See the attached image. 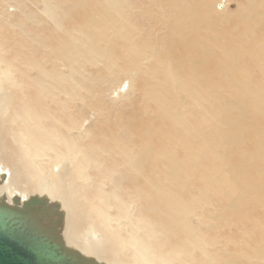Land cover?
I'll use <instances>...</instances> for the list:
<instances>
[{
  "label": "bare ground",
  "instance_id": "1",
  "mask_svg": "<svg viewBox=\"0 0 264 264\" xmlns=\"http://www.w3.org/2000/svg\"><path fill=\"white\" fill-rule=\"evenodd\" d=\"M37 2L6 23L20 38L0 21L6 222L76 264H259L247 256L264 257V0L223 15L213 0ZM122 72L112 117L70 113L87 80L110 88ZM197 194L250 252L210 249Z\"/></svg>",
  "mask_w": 264,
  "mask_h": 264
},
{
  "label": "rangeland",
  "instance_id": "2",
  "mask_svg": "<svg viewBox=\"0 0 264 264\" xmlns=\"http://www.w3.org/2000/svg\"><path fill=\"white\" fill-rule=\"evenodd\" d=\"M54 0H51V2H53ZM38 2H37V0H0V21H2V22H4L5 24V27H7L8 28V30H9V33L11 32V31H13L14 32V36L17 38V36L20 38V33L19 34H17V28L15 27V26H13V25H11V24H6V23H10V21H14L13 20V18L15 19V17H17V16H20L22 19H23V22L25 23V22H28V21H26L25 20V15H24V13L22 12V13H20V10L21 9H24L26 12H28V13H30V11H33V12H36V10H37V8H38ZM212 5H211V8H212V10H211V12H213L214 13V11L215 12H217L218 14H222L223 15V13H225V14H227V13H234V12H236V11H239V8L242 10V11H245V9H247V3H246V0H213V2L211 3ZM19 6H20V8L21 9H19ZM121 6L122 7H124L125 6V4L124 3H121ZM246 6V7H245ZM16 7H18V8H16ZM238 7V8H237ZM243 8V9H242ZM245 8V9H244ZM214 10V11H213ZM129 11H130V9H129ZM124 14H126V11H124ZM131 14H133V13H131ZM130 13H129V18H132V15H131ZM217 14V15H218ZM14 15H16L15 17H14ZM23 15H24V17H23ZM37 15V14H36ZM131 15V16H130ZM39 16V15H38ZM136 18V20H138V21H140V17L139 16H135ZM16 23V22H15ZM13 26V27H12ZM138 28L139 29H141V26L140 25H138ZM3 31V34H4V29L2 30ZM16 32V33H15ZM81 59H79V61H80ZM80 62H82V64L85 66V68H84V70H85V75H87V73H88V71H90V70H93V68L91 67V66H89L88 65V62H86L85 60H81ZM82 72H83V70H81ZM134 71H132L131 73H133ZM134 74V73H133ZM128 76V73H126L125 72V74L122 72L121 74H117V76L114 78H111V80H110V82H108V83H112L111 85H110V88L109 87H105L106 85H104L103 86V84H100V83H102L100 80H95V81H84L85 83H89L90 84V89L92 90V93H90V95H88V94H84V95H82V97L83 98H81V99H77V101H79V102H76V100H74L73 102H69V104L71 105V107H70V109H71V111H70V113L71 114H73V116L74 117H76V118H78L79 120H81V118H82V115H81V112L83 111V109H86V112L88 111V112H90V110L91 109H93L91 112H95L94 114L98 117V118H101V117H104L105 119H108V117L110 118V116L112 117L113 116V114L112 113H115L116 111H115V109L116 108H113V107H117L115 104L116 103H118V102H120L119 101V96L117 95V93L116 92H112V90H113V87H114V85L116 86V84H114V83H116V82H118V81H120L121 79H125V77H127ZM118 77V78H117ZM108 83H106V84H108ZM124 84H126L125 86H127V80L124 82ZM93 87V88H92ZM125 88H127V87H125ZM94 89V90H93ZM79 91V90H78ZM94 91V92H93ZM112 92V93H111ZM110 94V95H109ZM91 97V98H90ZM94 97V98H93ZM100 99H102V100H100ZM85 100V101H84ZM100 100V101H99ZM99 101V102H98ZM74 102H75V104H74ZM81 102V103H80ZM97 104V105H96ZM106 104V105H105ZM82 105V106H81ZM98 105H99V107H98ZM101 105V106H100ZM103 105V106H102ZM109 105V106H108ZM118 105V104H117ZM76 106V107H75ZM89 106V107H88ZM86 107V108H85ZM106 107H108V108H106ZM81 108H83V109H81ZM87 108H88V110H87ZM103 108V109H102ZM106 108V109H105ZM75 109V110H74ZM112 109H114V110H112ZM77 110H79V111H77ZM105 110H110L111 111V114H109V115H107L106 114V112L104 113V111ZM75 111V112H74ZM80 112V113H79ZM103 112V113H102ZM100 114H103L101 117L99 116ZM78 115V116H77ZM96 117V118H97ZM83 126H85L84 124H83ZM209 194V193H208ZM197 195H199L200 196V198H198V196L197 197H195V195L193 196L194 198H192V200H194L195 201V203H198L199 201H200V203H198L199 205H197V208H195V211H196V213L198 214V216L194 213V215H193V219H194V221L196 222V223H194L195 225L194 226H197V227H199V226H202V227H204V225H206V227L207 226H211V224H212V226L210 227V237L211 236H213V238H214V242L212 241V244L209 246V247H211L212 246V248H210V249H212L214 252H216V254L220 257V255L222 254V256L225 258L226 257V255L227 256H231L232 255V252L231 251H235L236 249V247L238 246L239 247V245H240V247H247V246H249V245H247V246H245V243H244V240H242V238H245L243 235H242V231L241 230H238L237 228H231V229H226L227 227L224 225V226H215L214 225V223L215 224H218L216 221H217V214H218V210L216 209V207L218 208V209H220V211H221V207H220V204H219V202L217 203L216 202V198H215V196L213 197L212 195H210V197L208 198V196L209 195H207V198L205 197V196H201L200 194H197ZM204 197H205V199H204ZM196 198H197V200H196ZM204 199V200H203ZM213 201H215V203H213ZM209 205H208V204ZM203 204V205H202ZM207 204V205H206ZM217 204H219V207H218V205ZM207 206V207H205V209H208L207 210V213H206V210H203L204 208H203V206ZM211 205V207H208V206H210ZM199 206V207H198ZM215 207V209H216V211L213 209ZM211 208V209H210ZM204 211H205V213H204ZM211 211V212H210ZM215 211V212H214ZM219 211V212H220ZM210 213H212V214H210ZM192 213L190 212L189 214H187V216H190ZM208 214H209V216H208ZM214 214H216V215H214ZM202 215V216H201ZM211 215L212 216H215L214 218H212L211 217ZM203 216H205V217H203ZM200 217H202V219H203V221H204V223L202 222V221H200ZM201 219V220H202ZM216 219V220H215ZM214 222V223H213ZM208 224V225H207ZM222 227V228H221ZM223 227H224V230H232V232L235 230L236 231V233L238 234H236L237 235V237L236 238H234V239H232V238H222L221 239V237H224L223 236V232H221V230L223 229ZM229 227H231V226H229ZM228 227V228H229ZM233 227V226H232ZM221 228V229H220ZM217 229H219V230H217ZM220 231V232H219ZM220 234H219V233ZM221 235V237L219 236V235ZM227 234H229L228 232H227ZM239 234H240V236H239ZM252 234V232H249L247 235H251ZM224 235H226V232L224 231ZM217 236V237H216ZM238 237H239V239H238ZM226 241H225V240ZM230 240H232V242L230 241ZM237 241V244H236V241ZM227 241L230 243H227ZM235 241V242H234ZM230 245V246H229ZM236 245V246H235ZM243 245V246H242ZM235 247L234 249H232V247ZM228 248V250L229 249H231V250H227V248ZM237 247V248H238ZM222 249V250H221ZM224 249V250H223ZM249 249V250H248ZM211 250V251H212ZM217 250V251H216ZM247 250L250 252V248H248L247 247ZM212 251V252H213ZM219 251H222V252H219ZM213 252V253H214ZM227 252V253H226ZM229 252H231V253H229ZM221 253V254H220ZM220 254V255H219ZM251 254V257L250 256H247V260H248V262H253V263H259V264H263L264 263V257H257L256 255H255V253H250ZM221 256V257H222ZM264 256V255H263Z\"/></svg>",
  "mask_w": 264,
  "mask_h": 264
},
{
  "label": "water",
  "instance_id": "3",
  "mask_svg": "<svg viewBox=\"0 0 264 264\" xmlns=\"http://www.w3.org/2000/svg\"><path fill=\"white\" fill-rule=\"evenodd\" d=\"M0 264H76L41 238L14 229L0 214Z\"/></svg>",
  "mask_w": 264,
  "mask_h": 264
}]
</instances>
